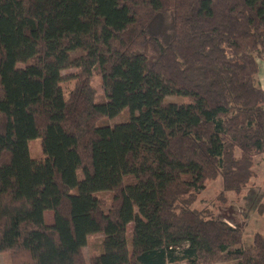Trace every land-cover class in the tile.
<instances>
[{
	"label": "trees",
	"instance_id": "16d2710c",
	"mask_svg": "<svg viewBox=\"0 0 264 264\" xmlns=\"http://www.w3.org/2000/svg\"><path fill=\"white\" fill-rule=\"evenodd\" d=\"M260 59L264 0H0V253L9 264H264L263 233L245 245L244 226L195 205L212 180L223 206L256 177ZM126 108L127 121L97 124ZM95 233L104 249L87 259Z\"/></svg>",
	"mask_w": 264,
	"mask_h": 264
},
{
	"label": "rangeland",
	"instance_id": "374dc122",
	"mask_svg": "<svg viewBox=\"0 0 264 264\" xmlns=\"http://www.w3.org/2000/svg\"><path fill=\"white\" fill-rule=\"evenodd\" d=\"M260 81L264 86V60H260ZM72 70H66L63 73L69 74ZM93 85L95 87V101L104 102L106 95L102 86V80L99 75L93 78ZM63 88L68 93L74 86V81L67 78L62 83ZM185 101L188 98H183ZM167 100H181L177 96H168ZM131 117V110L129 108L124 109L115 117H102L98 120V125L110 124L113 125L117 122L127 121ZM30 151L33 158L36 170L44 168V153L40 144V139L35 138L30 141ZM42 164V168L40 167ZM257 172L256 177L252 179V183L247 187V191L242 197H236L233 192L229 194L228 203L220 206L218 201L219 194L222 190V179L212 180L205 189L201 190L195 203L198 207H208L214 212H218L220 209L223 211L224 219L229 221L233 225L244 226V244L247 245L252 241V237L256 231L264 234V154L256 157V163L254 167ZM102 199V205L105 210H108L111 206L113 193L110 190L100 191L97 193ZM262 210V213H261ZM220 212V211H219ZM47 222L53 221V212L46 211ZM130 240V235H128ZM103 233L91 234L88 237L86 246L83 247V253L87 259L93 254H99L103 251ZM9 253H0V264H9ZM233 262H221L216 264H232ZM185 264V263H178Z\"/></svg>",
	"mask_w": 264,
	"mask_h": 264
},
{
	"label": "crops",
	"instance_id": "0c3cea01",
	"mask_svg": "<svg viewBox=\"0 0 264 264\" xmlns=\"http://www.w3.org/2000/svg\"><path fill=\"white\" fill-rule=\"evenodd\" d=\"M260 60H261V59H260ZM260 60H259V63H260ZM263 60H264V59H263ZM260 70H261V63H260ZM260 70H259V80H260V75H261V74H260V73H261ZM260 82L262 83V81H260ZM261 86H262V85H261ZM262 88H264V86H262Z\"/></svg>",
	"mask_w": 264,
	"mask_h": 264
}]
</instances>
